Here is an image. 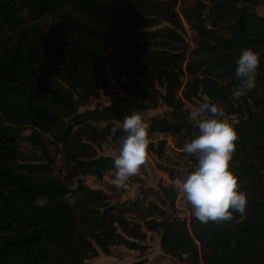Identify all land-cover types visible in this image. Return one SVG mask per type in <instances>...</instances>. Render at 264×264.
<instances>
[{
	"label": "trees",
	"instance_id": "1",
	"mask_svg": "<svg viewBox=\"0 0 264 264\" xmlns=\"http://www.w3.org/2000/svg\"><path fill=\"white\" fill-rule=\"evenodd\" d=\"M1 1L0 264H84L116 245L142 250L146 231L178 264H264V16L248 8L264 0ZM248 47L260 54L255 86L236 100L235 60ZM110 78L134 98L144 84L163 89L168 116H152L148 136H171L179 148L197 131L190 106L234 116L229 167L244 211L201 223L190 208L183 218L164 208L174 205V185H160L158 203L111 202L89 187L83 176L113 175V156L99 151L123 135L107 138L119 123L114 105L89 106ZM164 146L149 141L148 152L160 156Z\"/></svg>",
	"mask_w": 264,
	"mask_h": 264
},
{
	"label": "clouds",
	"instance_id": "2",
	"mask_svg": "<svg viewBox=\"0 0 264 264\" xmlns=\"http://www.w3.org/2000/svg\"><path fill=\"white\" fill-rule=\"evenodd\" d=\"M260 54L251 47L241 50L235 60V75L240 85L232 92L236 100L255 86ZM189 118L197 129L186 139L182 150L196 158L194 167L176 181V187L189 206L192 216L201 223L221 222L232 218L233 212H243L246 193L239 188L238 177L229 167L237 134L232 124L223 118L219 106L208 102L192 105ZM150 125L139 111L126 114L122 121L110 129L109 140L119 129L118 151L113 154L112 185L118 190L129 187L147 160Z\"/></svg>",
	"mask_w": 264,
	"mask_h": 264
},
{
	"label": "rangeland",
	"instance_id": "3",
	"mask_svg": "<svg viewBox=\"0 0 264 264\" xmlns=\"http://www.w3.org/2000/svg\"><path fill=\"white\" fill-rule=\"evenodd\" d=\"M1 2L5 3L7 0ZM192 5L193 0H179L178 8ZM248 8L259 15L264 16V4L252 5L248 6ZM190 34L191 32L188 31V36ZM188 36L186 35V37ZM142 89L145 93L144 96L142 98H134L122 92L115 81L110 78L108 88L101 91L99 98L90 103L89 106L114 105L119 113V122L122 121L126 114H129L132 111L142 110V105L150 107L143 112L144 116L142 118L146 122L149 121V115L167 117L169 108L166 107L161 100L163 89L156 83L151 85L144 84ZM140 113L142 114L141 111ZM223 118L227 119L231 124L236 121L234 116H223ZM27 134L28 131H25L24 135ZM160 139H165V146L162 154L157 156L152 152H148L146 162L140 166L139 172L129 179V187L127 189L118 190L112 188L113 177H111L109 173H106L100 180L95 179L91 175H85L83 176L85 183L91 188L101 189L108 193L111 202L134 200L137 197L142 196H145L148 200L155 203L163 201L164 196L160 190V185L176 186V181L180 179L177 178L174 181H171L168 173L179 171L183 175H186L187 171L194 167L196 158L191 156V154L185 153L182 148H179L176 145L174 138L171 136L162 134L149 136V141H153L155 144ZM119 144L120 139L107 145H103L99 154L113 156V154L118 151ZM18 145L22 149L30 148L29 144L24 139L19 140ZM56 160L57 166L54 169V174L62 175L65 170L61 167L59 160ZM174 193L176 194V197L173 207L165 205L164 208L174 216L182 218L189 217V206L186 205L183 200L181 191L177 188ZM146 236V239L141 243L143 247L141 251L130 250L123 245H116L112 247L111 253L108 257L100 253L98 257L86 260L84 264H137L138 262L141 264H178L177 261L171 260L167 256L158 253L159 237L157 234L146 232Z\"/></svg>",
	"mask_w": 264,
	"mask_h": 264
},
{
	"label": "crops",
	"instance_id": "4",
	"mask_svg": "<svg viewBox=\"0 0 264 264\" xmlns=\"http://www.w3.org/2000/svg\"><path fill=\"white\" fill-rule=\"evenodd\" d=\"M146 109L147 108H143L142 110H140L141 112H142V117L144 116V113L143 112H145L146 111ZM139 111V112H140ZM149 117V119L152 117V116H148ZM148 119V120H149ZM147 123H149V121L147 122ZM109 175H111V177H113V175H112V173L110 172L109 173ZM147 233H149V231H146ZM150 233H152V232H150ZM131 250V249H130ZM135 251H138V250H135ZM141 251V250H140ZM101 253V252H100ZM100 253H99V255H100ZM158 253H161V254H163V255H165V256H167L168 258H170L168 255H166V254H164L162 251H161V249H160V245H159V242H158ZM101 254H103V253H101ZM103 255H106V254H103ZM107 257H108V255H106ZM171 260H173L172 258H170ZM175 261V260H174ZM97 264H102V263H97ZM105 264V263H104ZM109 264V263H108Z\"/></svg>",
	"mask_w": 264,
	"mask_h": 264
},
{
	"label": "water",
	"instance_id": "5",
	"mask_svg": "<svg viewBox=\"0 0 264 264\" xmlns=\"http://www.w3.org/2000/svg\"><path fill=\"white\" fill-rule=\"evenodd\" d=\"M184 257L186 256V254L183 255Z\"/></svg>",
	"mask_w": 264,
	"mask_h": 264
}]
</instances>
